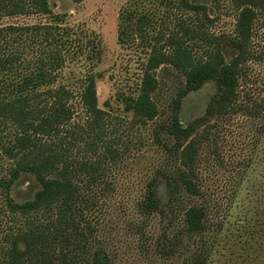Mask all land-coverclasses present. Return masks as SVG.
I'll return each instance as SVG.
<instances>
[{
    "label": "trees",
    "instance_id": "1",
    "mask_svg": "<svg viewBox=\"0 0 264 264\" xmlns=\"http://www.w3.org/2000/svg\"><path fill=\"white\" fill-rule=\"evenodd\" d=\"M161 2L181 4L208 18L207 5L197 0ZM231 2L238 14L229 39L208 35L203 21L192 25L179 19L177 29L167 33L158 30L147 13L128 8L121 14L119 43L139 40L146 52L137 88L122 94L125 111L140 122L154 120L160 113L154 97L160 87L157 69L171 65L184 77L168 126L176 139L180 166L160 170L148 183L142 205L149 212L162 211L161 184L172 203L203 193L198 164L213 119L239 112L257 118L264 113V103L244 96L240 89L248 63L259 57L254 39L258 22L264 21V0ZM32 13L51 15L53 22L0 26V136L9 125L17 129L9 144L0 138V157L5 153L13 160L10 175L0 179V189L16 221L0 244V264H109L108 256L95 246L96 227L91 220L107 169L120 155L116 140L107 135L109 111L99 104L97 82L103 73L94 67L102 58V48L94 38L86 40L81 31L66 27L64 14H54L50 0H0V20L5 15ZM196 44L201 45L199 51ZM81 55L91 64L79 94L87 128H68L76 112L71 104L76 93L57 81L66 63ZM209 81L216 84V92L205 114L184 123L179 117L184 97ZM79 143L90 153L75 156ZM26 174L34 177L39 188L32 198L18 201L12 188ZM206 217L203 205L188 207L187 236L202 237ZM255 231L264 235V220H258ZM208 258L209 248L197 243L188 264H207Z\"/></svg>",
    "mask_w": 264,
    "mask_h": 264
},
{
    "label": "rangeland",
    "instance_id": "2",
    "mask_svg": "<svg viewBox=\"0 0 264 264\" xmlns=\"http://www.w3.org/2000/svg\"><path fill=\"white\" fill-rule=\"evenodd\" d=\"M197 1L207 5L208 18L181 4L164 5L161 0H50L53 13L64 14L66 27L81 31L86 40L94 38L102 48V58L94 67L103 73L97 82L99 104L109 111L107 135L116 140L120 155L107 169L91 220L96 227L95 246L108 256L109 264H188L197 243L209 248L207 264H264V235L255 231L258 220H264V113L254 118L239 112L211 121L212 132L203 143L198 164L201 195H185L172 203L165 184H161L162 211L149 212L142 205L155 175L180 166L176 139L168 126L184 77L171 65L157 69L160 87L154 97L160 113L154 120L140 122L125 111L122 94L137 88L146 52L139 40L119 43L118 23L129 8L149 14L155 27L167 33L177 29L179 19L192 25L203 21L208 35L229 39L238 14L231 0ZM50 22L52 16L41 13L5 15L0 26ZM257 27L254 48L259 57L248 63L240 89L244 96L264 103V21L260 20ZM195 47L199 51L201 45ZM90 68L86 55H81L69 60L58 78L57 84L76 93L71 101L76 112L68 128H87L79 94ZM215 92L216 84L209 81L188 93L179 109L181 120L186 123L204 115ZM16 131L9 125L0 138L9 144ZM89 153V148L79 143L74 155ZM11 166L13 160L4 153L0 179L10 175ZM38 188L33 176L22 175L15 181L12 195L23 201L32 198ZM195 204L203 205L207 212V228L198 239L187 236L184 227L185 210ZM15 226L0 189V244Z\"/></svg>",
    "mask_w": 264,
    "mask_h": 264
}]
</instances>
